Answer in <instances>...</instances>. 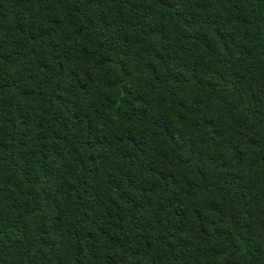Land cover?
<instances>
[{
    "label": "trees",
    "instance_id": "trees-1",
    "mask_svg": "<svg viewBox=\"0 0 264 264\" xmlns=\"http://www.w3.org/2000/svg\"><path fill=\"white\" fill-rule=\"evenodd\" d=\"M0 264H264V0H0Z\"/></svg>",
    "mask_w": 264,
    "mask_h": 264
}]
</instances>
